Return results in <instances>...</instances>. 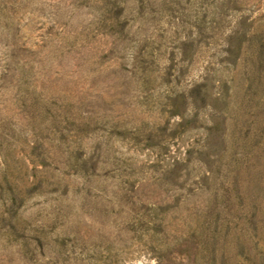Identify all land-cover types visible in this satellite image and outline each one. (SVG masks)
Listing matches in <instances>:
<instances>
[{"label": "rangeland", "instance_id": "rangeland-1", "mask_svg": "<svg viewBox=\"0 0 264 264\" xmlns=\"http://www.w3.org/2000/svg\"><path fill=\"white\" fill-rule=\"evenodd\" d=\"M0 264H264V0H0Z\"/></svg>", "mask_w": 264, "mask_h": 264}]
</instances>
